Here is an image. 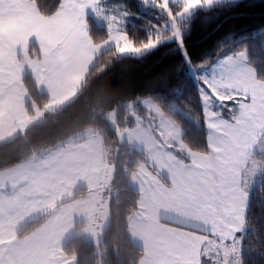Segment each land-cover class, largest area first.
<instances>
[{"label": "crops", "instance_id": "0c3cea01", "mask_svg": "<svg viewBox=\"0 0 264 264\" xmlns=\"http://www.w3.org/2000/svg\"><path fill=\"white\" fill-rule=\"evenodd\" d=\"M23 1L0 0V143L71 100L96 56L128 40L121 26L113 42L101 47L113 34L96 17L101 0H62L51 17L41 16L29 0L18 8ZM14 12L28 20L17 21ZM87 18L106 30L105 41L92 43ZM32 43L39 58L29 55ZM234 60L232 82L264 85L244 58ZM26 73L49 97L42 108L28 95ZM145 101L148 120L135 116L133 127L115 130L118 142L147 159L128 180L139 195L128 224L131 242L143 252L138 264H240L249 191L255 185L245 172L264 126L256 123L245 135H231L230 128L220 127L225 121L219 112L204 111L208 152L197 153L183 147L181 133L172 141L166 117ZM238 116L233 127L240 123ZM175 146L185 160L175 155ZM109 155L92 131L1 171L0 264H76L62 251L68 240L83 237L97 245L109 220L106 190L114 177ZM81 188L86 189L83 197L62 203ZM45 214L39 227L17 236Z\"/></svg>", "mask_w": 264, "mask_h": 264}, {"label": "trees", "instance_id": "16d2710c", "mask_svg": "<svg viewBox=\"0 0 264 264\" xmlns=\"http://www.w3.org/2000/svg\"><path fill=\"white\" fill-rule=\"evenodd\" d=\"M29 1L41 16L50 17L57 12L62 0ZM100 4L119 5L121 10L129 13L130 21L122 25V31L137 45L147 40L149 33L154 34L157 26L161 28L168 17L156 7L155 0H101ZM87 23L93 44L107 39L104 28L98 27L90 18ZM181 26L185 27L184 45L194 62L210 54L214 44L223 37L238 33L229 47L235 53L246 49V64L253 69L256 79L264 82V0H224L211 10L197 12L189 21H181ZM28 51L31 57L39 58L35 44L32 43ZM183 59L175 41L139 57L121 56L115 47L109 48L96 56L71 100L46 113L42 121L0 143V172L74 138L85 129L98 135L109 153L118 150L113 156L114 194L109 204V220L100 242L95 245L83 237H73L62 247L63 253L76 264H138L143 255L128 235L129 220L137 212L139 197L128 180L141 164L147 163V159L142 152L118 142L115 131L133 127L135 116L148 120L149 110L142 105V100L149 98L161 114L180 128L185 149L208 152L205 115L200 106L197 82L188 75ZM178 70L181 77L171 82ZM23 84L31 101L42 108L48 95L37 90L27 73ZM138 99H142L141 102H137ZM130 101L134 103L135 116L126 105ZM26 106L30 112V104ZM112 110H116L114 127L105 118ZM174 153L180 159H186L176 146ZM258 180L249 191L241 234L240 264H264V171ZM85 191V188L77 190L62 203L83 197ZM47 217L45 214L28 222L17 236L21 238L31 233Z\"/></svg>", "mask_w": 264, "mask_h": 264}, {"label": "snow or ice", "instance_id": "6c2138e0", "mask_svg": "<svg viewBox=\"0 0 264 264\" xmlns=\"http://www.w3.org/2000/svg\"><path fill=\"white\" fill-rule=\"evenodd\" d=\"M222 2L223 0H155L156 7L166 13L173 22L171 28L169 29L167 25L161 31L157 26L154 34L149 33L148 39L141 44L137 45L135 41L127 40L121 45L120 50L146 55L163 44L175 41L184 57L183 66H186L188 75L197 82L202 111L219 112L220 118L225 121L220 127L230 128L231 135H245L256 123L264 126V86H253L242 80L232 82L234 58L246 55V49L244 52L235 53L229 47L230 41L239 34L233 33L231 36L223 37L214 44L210 54L195 62L184 45L185 27L181 26V21H189L197 12L211 10ZM180 77L181 73L178 70L170 81L175 82ZM237 111L240 123L233 127L232 125L236 124L233 116Z\"/></svg>", "mask_w": 264, "mask_h": 264}, {"label": "rangeland", "instance_id": "374dc122", "mask_svg": "<svg viewBox=\"0 0 264 264\" xmlns=\"http://www.w3.org/2000/svg\"><path fill=\"white\" fill-rule=\"evenodd\" d=\"M26 1V0H24ZM24 1L21 2L20 5H17L18 8L19 6H21L22 4H24ZM224 1V0H223ZM32 3L30 1H26V3ZM34 6V5H33ZM34 8V7H33ZM18 11V10H17ZM14 15H15V18L17 21H19L20 19H26V16L25 14L23 13H20V12H14ZM21 16V18H20ZM129 13L121 10L119 8V5H112V6H107L105 4H102L100 8L97 9V13H96V17L105 25L108 33H113L110 37V39L101 45V47H106L108 45H110L114 38H115V32H117V30L124 24V23H127L129 22ZM51 17V16H50ZM172 21L169 20V17H167L166 19L163 20V23L161 25V28H159V30H163V27L164 26H167L169 25V29L171 28V25H172ZM28 26V25H27ZM22 29H27L26 27L25 28H22ZM18 35H21L19 32H17ZM68 39H63L62 42L63 43H66ZM123 44V42H117L116 43V50L118 51V53L121 55V56H132V57H139L141 55H136L134 53H131V52H124V51H121L120 50V47L121 45ZM31 45V44H30ZM107 48H105L106 50ZM240 52H244V51H238L236 53H240ZM238 58L240 56H237ZM246 55L241 57V58H244V61H246ZM83 83V82H82ZM261 86H264V85H261ZM79 90V89H78ZM142 99H138L137 102H141ZM145 102L147 105H152L154 106L156 109V113L158 114H161V111L158 109V107H156L151 101L149 98H145ZM128 109L130 111L133 112L134 116H135V107H134V103L132 101L130 102H127L126 103ZM238 112V111H237ZM237 112L235 113V115L237 114ZM150 114V113H149ZM46 115V112L43 113L42 115V118L38 121H42L44 119ZM140 117V116H138ZM105 118L107 119V121L109 122V124L111 125V127H114V123H115V119H116V110H112L110 111L109 113L106 114ZM166 121V128L170 129L169 132L171 133V139L172 141L175 139V137L178 138V136L180 135L181 133V130L179 127H177L174 123H172V121H170L169 119H165ZM168 120V121H167ZM150 122V121H148ZM89 132H92L91 129H85V130H82L80 131L79 133H77L74 138H82V137H85V135H88ZM175 133H177V135H175ZM85 134V135H84ZM45 152H47L48 150H44ZM43 151V152H44ZM113 156H114V151L113 152H110V155H109V159H110V164L112 163L113 166L114 163H113ZM252 160L250 162V165L248 166V169L246 170L245 174H246V177L248 178L247 182H253L255 181L253 184H256V181H259L258 179L260 178L262 172L264 171V136L261 138L260 140V144L259 146L256 148V150L252 153ZM114 173H115V167H114ZM113 173V174H114ZM111 178H112V175L110 177V182L108 183V186H107V190L106 192H109V195H108V198H109V203L110 204V200L114 194V188H113V182L111 181ZM246 182V183H247ZM240 239H238V245L240 244Z\"/></svg>", "mask_w": 264, "mask_h": 264}, {"label": "water", "instance_id": "95a60500", "mask_svg": "<svg viewBox=\"0 0 264 264\" xmlns=\"http://www.w3.org/2000/svg\"><path fill=\"white\" fill-rule=\"evenodd\" d=\"M117 151H118V150H117V149H115L114 156H116V155H117Z\"/></svg>", "mask_w": 264, "mask_h": 264}]
</instances>
